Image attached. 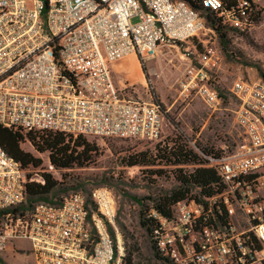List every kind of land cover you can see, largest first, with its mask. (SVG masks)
<instances>
[{
    "label": "built area",
    "instance_id": "obj_1",
    "mask_svg": "<svg viewBox=\"0 0 264 264\" xmlns=\"http://www.w3.org/2000/svg\"><path fill=\"white\" fill-rule=\"evenodd\" d=\"M227 1L201 3L240 33L255 27L251 11L264 21V0H237L225 10ZM206 29L183 0H0V126L158 141L161 105L131 97L128 82L117 87L109 67L130 55L144 61L162 46L190 43L187 54L205 61H190L179 98L195 94L207 106L218 105L221 97L206 71L216 51L200 39ZM229 94L237 102L240 142L208 158L224 190L204 203H177L169 217L151 212L152 241L172 264H264V80L238 78ZM32 172L0 147V264H8L2 256L9 251L28 253L33 264H124L121 238L111 233L112 193L103 187L89 198L74 192L22 213L16 209L26 203V184H43Z\"/></svg>",
    "mask_w": 264,
    "mask_h": 264
},
{
    "label": "rangeland",
    "instance_id": "obj_2",
    "mask_svg": "<svg viewBox=\"0 0 264 264\" xmlns=\"http://www.w3.org/2000/svg\"><path fill=\"white\" fill-rule=\"evenodd\" d=\"M206 28V35H200V39L207 41V47L216 51L206 64V71L208 84L221 97L218 105L207 106L195 94L186 100L179 98V83L190 61L196 65L205 61L204 57L187 54L189 47L193 51L190 43L162 46L155 56L144 61L134 55L127 56L109 67L110 76L117 87L123 82L132 84L129 95L134 99L151 98L161 105L164 122L159 140L145 142L88 137L87 140L96 147L91 164L83 168L50 171L58 181L60 190L56 196H49L52 202H58L63 196L74 192H81L89 198L92 190L101 187L112 193L116 219L111 231L114 238L116 234L121 238L123 258L136 250L132 264H165L153 256L149 237L140 226V213L144 206L151 207L150 199L172 189L177 183L173 177L174 168L166 166L164 162L157 161L149 167H127L122 159L140 152L156 154V148L170 147L174 141L187 144L189 148L206 150L234 146L240 142L239 129L234 120L237 102L229 94V89L238 78L264 80L251 66L259 63L264 69V21L243 34L229 31L228 43L224 47L218 35L209 31L208 26ZM201 49L203 51L202 46ZM20 147L42 160L41 166L32 172L33 176L40 179L42 174L49 173L47 152L38 153L27 139ZM194 167L185 166L183 171L191 172ZM156 171L161 174L156 175ZM20 245H14L13 249ZM2 257L8 264H33L28 253L20 251L17 255L9 251Z\"/></svg>",
    "mask_w": 264,
    "mask_h": 264
},
{
    "label": "trees",
    "instance_id": "obj_3",
    "mask_svg": "<svg viewBox=\"0 0 264 264\" xmlns=\"http://www.w3.org/2000/svg\"><path fill=\"white\" fill-rule=\"evenodd\" d=\"M205 19L206 26L213 30L220 39L221 45L224 47L228 43V32L234 31L229 26L222 25L217 12L205 8L201 0H183ZM250 2V0H247ZM237 0H228L224 6L225 10L235 6ZM246 13L249 12L246 10ZM249 22L257 26L262 22V16L259 11H251L249 13ZM239 32L240 31H235ZM247 32V31H246ZM245 32H242L243 34ZM201 50V46L198 45ZM259 76L264 78V69L259 63L252 64ZM130 93V91L128 92ZM27 139L29 143L38 153H48V163L53 169H71L73 167L83 168L93 162V156L96 154V147L89 142L86 137L78 136L73 138L60 132L40 131L24 133L19 129H9L0 126V147L7 156L19 163L22 168L29 169L38 168L42 164V160L33 156L31 153L23 151L20 144ZM156 154H148L146 152L128 155L122 159V163L127 167H149L154 166L157 161L164 162L166 166L174 168L173 177L177 183L172 189L157 195L151 200V207L144 209L140 213V226L147 233L151 244L153 256L165 264H172L169 258L161 255L153 241L152 232L155 228V220L150 216L152 211L160 213L164 217H169L172 208L180 202L195 201L196 203H204L205 198H209L221 193L224 185L217 172L209 167L208 158H218L221 154L220 150H206L189 148L187 144L180 141H174L170 147L156 148ZM195 166L191 172H184L183 167ZM160 175V171L155 172ZM43 184L27 183L26 184V203L17 208V211L31 210L34 204L38 202H52L49 196H56L58 189V181L49 173L41 175ZM197 190L196 193H193ZM139 202V200L137 201ZM112 233V232H111ZM113 234V233H112ZM124 256L125 264H132L133 253Z\"/></svg>",
    "mask_w": 264,
    "mask_h": 264
}]
</instances>
